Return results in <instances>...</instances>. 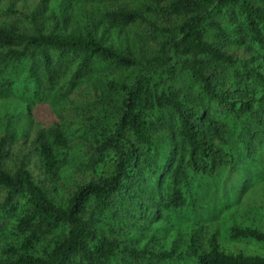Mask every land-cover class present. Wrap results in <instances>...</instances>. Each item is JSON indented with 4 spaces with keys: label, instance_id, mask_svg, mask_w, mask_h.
<instances>
[{
    "label": "trees",
    "instance_id": "16d2710c",
    "mask_svg": "<svg viewBox=\"0 0 264 264\" xmlns=\"http://www.w3.org/2000/svg\"><path fill=\"white\" fill-rule=\"evenodd\" d=\"M15 1L0 0V72L26 61L34 80L27 102L8 105L30 115L37 99L54 100L79 120L35 135L37 176L25 154L4 164L10 121L4 126L0 264H264L263 252L224 249L218 233L202 238L194 224L165 223L166 247L142 232L162 209H194L191 174L235 165L226 147L234 127L238 157H264V0H33L27 10ZM136 25L156 34L157 48ZM95 60L135 73L109 74L97 87L86 74ZM37 73L47 86L41 96ZM161 153L156 189L172 187L146 200L142 182L160 170L152 169ZM246 220L244 211L224 217L227 239L264 243V230Z\"/></svg>",
    "mask_w": 264,
    "mask_h": 264
},
{
    "label": "rangeland",
    "instance_id": "374dc122",
    "mask_svg": "<svg viewBox=\"0 0 264 264\" xmlns=\"http://www.w3.org/2000/svg\"><path fill=\"white\" fill-rule=\"evenodd\" d=\"M87 1L90 4H94L97 0ZM121 1L129 5L135 4L134 1L131 0H119L118 2ZM31 3H33V0H28L23 3L21 0H18L15 1L13 7L22 9V6H24L23 9L27 10L32 7ZM106 3L109 6L116 4L114 0H109ZM137 26L141 27L140 31L144 34L142 38L144 44L157 48L158 46L155 42L158 38L155 40L153 39L154 36L156 37V34H151L147 25H136L135 27ZM148 31L149 35H146L145 32L147 33ZM29 68V64L23 61L17 62L15 65H11L9 69L7 68L0 72V135L5 132L4 126L10 121L9 126H7L8 132H6L8 143L5 149L6 157L4 159V164L8 167L13 166L14 163L25 154L30 168H32L34 175L37 176L39 162L35 151V135L54 122H71L72 120H79V118L67 111V109H63L66 114L62 111L59 113L56 111V106L61 105L58 104V101H50L48 99L43 101V98L40 100L37 99L36 102H34L36 105L34 104L30 115H23L24 113L22 112L15 114L14 109L8 105V100L19 99L27 102V98L32 97L31 91L25 87V85H31V81L34 80L27 78ZM35 69H38L37 65H35ZM134 73L124 67L116 66L102 60H95L86 72V74L92 75L97 79V87L100 85L101 80H105L109 74H112L113 77L118 79H129ZM37 75L40 76L38 95L41 96L45 93V88H47V86L46 83L43 82V77L38 73ZM23 79L24 84L21 87L20 84ZM91 87L93 89L94 86ZM89 99L90 96L79 98L78 104H84ZM239 133L237 128L234 127V129L230 131L231 139L229 145L226 146L233 154L235 159L234 166L223 167L213 177L191 174L189 186L185 190L191 192L194 196V209L191 211L188 208L180 210L162 209L160 213L156 214L154 223H145L147 226H144L142 232L145 235L154 232L155 238L152 240L153 244H160L162 247H166L171 243L170 232H161L165 229V223L171 224L180 230H184L188 225L194 224L193 231L199 236L201 235L202 238L205 237L207 232L218 233L219 242L223 245L224 249L233 250L232 252L242 251L249 254L255 251L264 253L263 242L247 239H227L226 230L230 223L222 221L224 217L231 215V212L236 213L237 211H244L251 220L241 222L250 225L253 223L264 230V157H262L260 163L256 162L254 159L243 160L238 157V146L240 143L235 138ZM154 156L153 160L155 166L152 170H160H158L156 176L152 179L144 177L145 179L142 185L146 190L144 194L146 200L148 195L147 192L154 194L156 198L159 199L161 195L164 196L165 192L172 187L171 183L168 181L161 189H156L157 177L162 171L165 172L164 168L166 162L160 159L162 158V153ZM75 162L76 161L69 155L66 156L64 165H70L67 170L73 172ZM53 192H55V189ZM210 214H212L211 217H213V220L210 219ZM221 221L223 223L221 224L222 226L219 225ZM111 264L118 263L112 262ZM180 264L192 263L190 260H184Z\"/></svg>",
    "mask_w": 264,
    "mask_h": 264
}]
</instances>
